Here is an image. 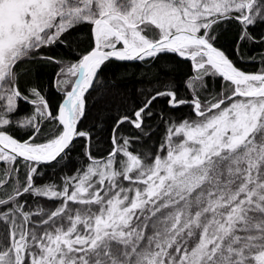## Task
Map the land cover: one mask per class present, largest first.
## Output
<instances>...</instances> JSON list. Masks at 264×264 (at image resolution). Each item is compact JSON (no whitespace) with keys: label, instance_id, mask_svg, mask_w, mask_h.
I'll return each mask as SVG.
<instances>
[{"label":"snow or ice","instance_id":"obj_1","mask_svg":"<svg viewBox=\"0 0 264 264\" xmlns=\"http://www.w3.org/2000/svg\"><path fill=\"white\" fill-rule=\"evenodd\" d=\"M226 24L238 55L260 48L259 71L218 46ZM173 57L188 64L184 95L160 76ZM113 61L143 66L144 99L96 155ZM90 98L99 122L82 128ZM0 264H264V0H0Z\"/></svg>","mask_w":264,"mask_h":264},{"label":"trees","instance_id":"obj_2","mask_svg":"<svg viewBox=\"0 0 264 264\" xmlns=\"http://www.w3.org/2000/svg\"><path fill=\"white\" fill-rule=\"evenodd\" d=\"M257 34L261 29H257ZM83 40V37H81ZM236 41V28L233 25H224L221 29V38L219 40L218 46L226 52V54L234 61L237 67L246 72H257L261 69V50L258 46H251L247 48H242L238 55ZM75 47V45L73 46ZM84 44L81 43L80 48L82 49ZM60 57L72 58L77 53L71 52L69 49L56 48L51 53ZM242 56V58H240ZM255 57V59H253ZM161 64H165L167 67L171 68V71L164 72L163 69L160 71V76L165 80H171L174 86L184 95L183 81L186 78V73L188 72V64L182 59L171 58V62L161 61ZM54 67H45L38 71L36 79L43 90L45 98L48 100L49 105L53 112L56 111L58 104L61 102V95L57 89L53 86L52 76L54 73ZM157 69L151 68L147 71L149 77L156 74ZM104 74L107 79H110L115 83V88L109 91L108 99L105 102L107 108L103 111V119L106 123L103 125V131L97 130L96 141H94L95 154L100 155L107 151L108 148V137L110 135V129L112 126V120L115 116H118L120 112L124 109H131L132 107L140 104L144 96L141 90L146 87V81L144 77L146 75L143 66L134 62H118L113 61L108 64L104 69ZM215 89L219 91L220 81H215ZM95 96V93H93ZM126 101L125 102H122ZM161 109L168 111L162 100L155 102L153 110L159 112ZM32 111V106L29 104L21 103L20 112L21 118L23 114L30 113ZM187 108H182L178 115H182L187 112ZM98 113H100V106L97 105L93 107L91 104V98L88 105L87 119L82 122V128H91L94 124L99 122ZM148 123H159L158 120L148 121ZM163 131L160 129L156 135L153 136V140L159 135V132ZM26 129L18 128L15 130L14 135L21 140L26 139ZM98 141V142H97ZM83 141H77L76 149L72 152V163L69 164L68 168L64 171L71 172L74 166H78L80 162V143ZM46 175L43 177L44 181H49L55 179L59 182V174L53 176L54 170L45 169ZM39 183V181H38ZM31 199V198H30ZM38 202L46 207H54V201H44L43 199H38Z\"/></svg>","mask_w":264,"mask_h":264},{"label":"water","instance_id":"obj_3","mask_svg":"<svg viewBox=\"0 0 264 264\" xmlns=\"http://www.w3.org/2000/svg\"><path fill=\"white\" fill-rule=\"evenodd\" d=\"M249 73H252V72H249Z\"/></svg>","mask_w":264,"mask_h":264}]
</instances>
